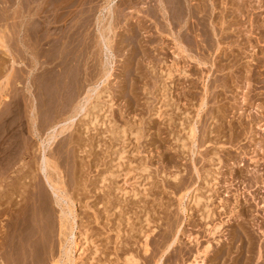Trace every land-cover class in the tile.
Listing matches in <instances>:
<instances>
[{"label": "rangeland", "instance_id": "1", "mask_svg": "<svg viewBox=\"0 0 264 264\" xmlns=\"http://www.w3.org/2000/svg\"><path fill=\"white\" fill-rule=\"evenodd\" d=\"M81 1L0 0V101L22 152L0 153V181L37 192L15 206L30 224L0 204V264H264V0H166L177 23L158 0Z\"/></svg>", "mask_w": 264, "mask_h": 264}, {"label": "bare ground", "instance_id": "2", "mask_svg": "<svg viewBox=\"0 0 264 264\" xmlns=\"http://www.w3.org/2000/svg\"><path fill=\"white\" fill-rule=\"evenodd\" d=\"M82 1H83V0H82ZM82 1H81V2H82ZM169 1H170V0H169ZM171 1H172V0H171ZM171 1H170V3H171ZM177 1L179 2V0H177ZM183 1H184V0H183ZM183 1H181V3H183ZM185 1H186V0H185ZM187 1H188V0H187ZM189 1H190V0H189ZM189 1H188V2H189ZM157 2H158L157 4H158V6H159V9H157L158 6H157L156 9H157V11L160 10V11H158V14L160 15V14H161L160 12H162L161 15H166V13H168V12H167V11H168L167 6H169V4H167V6H166V4H165L166 0H165V1H163V0H158ZM167 2H168V1H167ZM167 2H166V3H167ZM155 3H156V2H155ZM168 3H169V2H168ZM186 3H187V2H186ZM201 3H202V2H201ZM187 4H188V3H187ZM67 5H68V4H67ZM121 5H122V4H121ZM172 5H175V0H174V3H173V1H172ZM172 5H171V6H172ZM179 5L182 6V4H180V3H179ZM188 5H189V4H188ZM107 6H108V5H107ZM181 6H180V8L182 9ZM184 6H185V5H184ZM186 6H187V5H186ZM121 7H122V6H121ZM176 7H177V6H176ZM188 7H189V6H188ZM190 7H191V6H190ZM194 7H195V6H194ZM148 8H150V7H147V9H148ZM169 8H170V7H169ZM171 8H172V7H171ZM180 8L178 7V9H176V8L174 9V7H173V10H172V9H169V10H170L169 12H172V11H174V10H180ZM147 9H146V11H147ZM156 9H155V12H156ZM185 9H186V8H185ZM188 9H190V8H188ZM195 9L198 10L197 7H196ZM195 9H194V10H195ZM199 9H200V8H199ZM107 10H108V9H107ZM112 10H113V9H112ZM152 10H153V9H152ZM183 10H184V9H183ZM186 10H187V9H186ZM196 10H195V11H196ZM108 11H109V10H108ZM119 11H120V10H119ZM146 11H145V12H146ZM149 11L151 12V9H149ZM153 11H154V10H153ZM192 11H193V10H191V12H192ZM195 11H194V12H195ZM200 11H201V12H200ZM200 11H199L200 13L204 12L202 9H201ZM211 11H212V10H211ZM177 12H178V11H176V13H177ZM182 12H183V11H182ZM182 12H179L180 14H179V15H176L177 18H182V17H179V16H181V13H182ZM194 12H193V13H194ZM196 12H198V11H196ZM196 12H195L194 15H196V16H195L196 18H199V17H198V16H199V14H198L199 12L197 13L198 16H197ZM111 13H112V12H111ZM146 13L148 14L149 12H146ZM146 13H145V14H146ZM188 13H189V11H188ZM193 13H192V14H193ZM171 14H173V20H172V18H171V20L174 21V18L176 17V16L174 15L175 13L173 12V13H171ZM171 14H169V15L172 17ZM185 14H186V16H187V13H185ZM192 14H191V15H192ZM38 15H39V14H38ZM148 15H149V14H148ZM167 15H168V14H167ZM167 15H166V16H167ZM189 15H190V13H189ZM194 15H193V17H192V16H191V17L194 18ZM170 16H169V18H170ZM174 16H175V17H174ZM182 16H183V14H182ZM186 16H184V18H185ZM162 17H163V16H162ZM165 18H166V17H165ZM165 18H164V19H165ZM169 18H168V16H167L166 19H169ZM184 18H183V19H184ZM186 18H188V17H186ZM196 18H195V19H196ZM201 18H202V15H201ZM143 19H144V18H143ZM166 19H165V20H166ZM177 20H178V19H177ZM177 20H176V18H175V22H176V23H177ZM186 20H187V19H186ZM186 20L184 21V20H181V19H180V22H181V21L186 22ZM188 20H189V18H188ZM197 20H198V19H197ZM197 20H196V21H197ZM199 20H200V19H199ZM141 21H143V20H141ZM141 21H140L139 23H141V25L145 26V25H146V24H144L145 22H141ZM166 21H167V20H166ZM172 21H170V22H172ZM178 21H179V20H178ZM189 21H190V20H189ZM202 21H203V20H202ZM202 21H201V22H202ZM225 21H226V20H225ZM112 22H113V21H112ZM137 22H138V21H137ZM183 22H181V23L183 24ZM203 22H206V21H203ZM211 22H212V21H211ZM167 23L169 24V21H167ZM197 23H198V21H197ZM197 23H196V24H197ZM168 24H167V25H168ZM178 24H179V23H178ZM178 24H177V26L180 27V29H181V26H182V25L179 24V25H181V26H179ZM185 24H186V23H185ZM185 24H184V27L186 28L187 25L185 26ZM187 24H188V23H187ZM198 24H199V23H198ZM198 24H197V25H198ZM202 24H203V23H201V25H202ZM256 24H257V23H256ZM128 25H130V24H128ZM169 25H170V24H169ZM171 25H174V24L172 23ZM199 25H200V24H199ZM199 25H198V26H199ZM206 25H207V24H206ZM114 26H115V25H114ZM175 26H176V25H174V27H175ZM194 26H195V25H194ZM194 26H193V27H194ZM202 26H203L202 28L205 30L204 25H202ZM83 27H84V26H83ZM146 27H147V26H146ZM172 27H173V26H172ZM188 27H189V26H188ZM188 27H187V29H189ZM190 27H191V26H190ZM193 27H191V28H193ZM196 27H197V26H196ZM199 27H200V26H199ZM131 28H132V27H131ZM138 28H139V27H138ZM191 28H190V29H191ZM194 28H195V27H194ZM202 28H200V29H202ZM180 29H177L178 32H179ZM195 29H197V28H195ZM203 29H202V30H203ZM206 29H208V28H206ZM28 30H29V28H28ZM126 30L129 31V29H126ZM177 30H176V31H177ZM202 30H201V31H202ZM36 31H37V30H36ZM111 31H112V30H111ZM131 31H132V29H131ZM186 31H187V30H186ZM189 31H190V30H189ZM34 32H35V31H34ZM50 32H51V31H50ZM132 32H133V31H132ZM132 32H130L131 35H133ZM178 32H177V33H178ZM181 33H182V32H179L178 34H181ZM184 33H187V32H184ZM203 33H205V32H203ZM203 33H202V35L204 36ZM73 34H74V33H73ZM134 34H135V33H134ZM65 36H66V35H65ZM72 36H73V35H72ZM107 36H108V35H107ZM133 36H134V37H133ZM133 36H132V37H133V39H134V38H135V35H133ZM176 36H178V35H176ZM176 36L174 37V39L176 38ZM23 37H24V36H23ZM77 37H78V36H77ZM77 37L75 36L76 39H77ZM79 37H81V36H79ZM126 37H127V36H126ZM43 38H44V37H43ZM73 38H74V37H73ZM105 38H107V37H105ZM111 38H112V37H111ZM178 38H179V36H178ZM178 38H177V40H179ZM71 39H72V38H71ZM80 39H81V38H79V40H80ZM124 39H125V38H124ZM127 39H128V38H127ZM131 39H132V38H131ZM131 39L129 38L128 41H130ZM133 39H132L131 41H133ZM202 39H203V38H202ZM204 39H205V38H204ZM101 40H103V39H101ZM121 40H122V37H121ZM121 40H120V41H121ZM70 41H71V40H70ZM72 41H73V40H72ZM83 41H84V40H83ZM105 41H106V39H105ZM109 41H110V40H109ZM120 41H118V42H120ZM122 41H123V40H122ZM128 41H127V42H128ZM131 41H130V42H131ZM147 41H148V40H147ZM179 41H181V40H179ZM179 41H176V42L179 43ZM206 41H208V40H206ZM67 42H68V41H67ZM78 42H79V41H78ZM107 42H108V41H107ZM123 42H124V41H123ZM123 42H122V43H123ZM75 43H76V40H75ZM109 43H110V42H109ZM67 44L69 45V43H67ZM104 44H106V43L104 42ZM131 44H132V43H131ZM207 44H208V43H207ZM3 45H4V44H3ZM70 45H72V44L70 43ZM77 45H78V43H77ZM106 45H107V44H106ZM199 45H200V44H199ZM208 45H209V44H208ZM5 46H6V45H5ZM5 46H4V48H5ZM81 46H82V44H81ZM107 46H108V45H107ZM107 46H106V47H107ZM109 46H110V45H109ZM141 46H143V45H141ZM181 46H182V45H181ZM206 46H207V45H206ZM70 47L72 48V46H70ZM198 47H199V46H198ZM198 47H197V48H198ZM200 47H201V45H200ZM73 48H74V47H73ZM206 48H209V47H206ZM41 49H42V48H41ZM74 49H75V48H74ZM74 49H73V50H74ZM79 49H80V48H79ZM108 49H109V48H108ZM203 49H204V48H203ZM205 50H206V49H205ZM70 51H72V50H70ZM75 51H77V49H75L74 52H75ZM203 51H204V50H203ZM74 52H71L72 56H73ZM75 54H78V53L76 52ZM229 54H230V53H229ZM97 55H98V54H97ZM72 56H71V58H74L73 60H76L75 58H76V56H78V55H76L75 57H74V56L72 57ZM225 56H226V55H225ZM33 57H34V56H33ZM35 57H36V56H35ZM200 57H201V56H200ZM34 59H35V58H34ZM34 59H33V60H34ZM257 59H259V58H257ZM260 59H262V58H260ZM13 60H14V59H13ZM13 60H12V63L14 62ZM200 60H201V59H200ZM37 61H38V59H37ZM255 61H256V60H255ZM257 61H259V62H257V63H260V60H257ZM32 62H33V61H32ZM34 62H36V60H35ZM261 62H262V61H261ZM263 62H264V61H263ZM62 63H63V62H62ZM83 63H84V62H83ZM231 63H232V62H231ZM37 64H38V63H37ZM78 64H79V63H78ZM10 65H11V64H10ZM35 65H36V64H35ZM233 65H234V64H233ZM258 65H259V64H258ZM258 65H257V67H258ZM260 66H261V65H260ZM17 67H18V66H17ZM33 67H34V65H33ZM218 67H219V66H218ZM222 67H223V68H222V70H223V69H224V65H223ZM252 67H253V66H252ZM255 67H256V66H255ZM4 68H5V67H4ZM29 68H32V67H29ZM36 68H37V67H36ZM255 69H256V68H255ZM15 70H16V69H15ZM19 70H21V69H19ZM23 70H24V69H23ZM34 70H35V69H34ZM34 70H33V71H34ZM215 70H216V69H215ZM218 70H219V69H218ZM220 70H221V69H220ZM10 71H13V69H12V70L10 69ZM17 71H18V69H17L16 71H14V73L17 72ZM33 71H32V72H33ZM65 71H66V70H65ZM250 71H251V70H250ZM250 71H249V72H250ZM18 72H21V71H18ZM18 72H17V73H18ZM245 72H246V71H245ZM11 73H12V72H11ZM11 73H10V74H11ZM14 73H13L12 75H13V76H17V75H14ZM166 73H168V72L166 71ZM7 74H8V75H5V77L8 76V78H10V77H9V72H8ZM15 74H16V73H15ZM26 74H27V73H26ZM29 75H31V71L29 72ZM52 75H53V74H52ZM52 75H50V76H51V77H50L51 79H52V77H53ZM245 75H247L248 78L250 77V76H248L247 73H246ZM252 75H253V74H252ZM10 76H11V75H10ZM13 76H12V77H13ZM240 76H241V75H240ZM5 77H4V78H5ZM168 77H169V76H168ZM251 77H252V76H251ZM32 78H33V77H32ZM39 78H40V77H39ZM44 78H45V77H44ZM254 78H256V80H257L258 77H257V76H256V77L254 76ZM246 79H247V78H246ZM250 79H251V78H250ZM6 80H7V79L5 78V82H6ZM8 80H9V79H8ZM224 80H225V79H224ZM253 80H255V79H253ZM259 80H260V79H259ZM10 81H11V80H10ZM51 81H53V80H51ZM5 82H4L3 84H5ZM7 82H8V81H7ZM7 82H6L5 85H8V84L10 83V82H8V83H7ZM29 82H31V80H30ZM33 82H34V81H33ZM46 82H47V84H48V78H47V81H45V83H46ZM224 82H225V81H224ZM253 82H254V81H253ZM259 82H260V81H259ZM259 82H258V83H259ZM261 82H262V81H261ZM35 83H36V82H35ZM41 83H42V82H41ZM256 83H257V82H256ZM3 84H2V85H3ZM47 84H44V85H47ZM49 84H50V82H49ZM49 84L47 85L48 87H49ZM213 84H214V83H213ZM222 84H224L223 86H225V83H222ZM2 85L0 84V96L3 95V91H4V90H9L8 88L4 89L5 85H3L4 87H1ZM9 85H10V84H9ZM25 85H26V84H25ZM31 85H32V84H31ZM31 85L29 86V85H28V81H27V85H26V90H25V91H28V94H29V96H30L31 98H32V97H33V98H37L36 96H37L38 93H40V92H37L38 89H37V86H36V85H34V84H33L34 86H33V85L31 86ZM51 85H52V83H51ZM218 85H221V84H218ZM32 87H33V88H32ZM40 87H41V86H40ZM44 87H45V86H44ZM211 87H212L211 89H213V88H215L216 86H215V85H214V86L211 85ZM217 87H218V86H217ZM225 87H226V86H225ZM12 88H13V89H16V88H14V87H11V89H12ZM46 88H47V87L44 88L45 91H42V89H41V91H42V92H46ZM51 88H52V87H51ZM51 88H50V89H51ZM50 89H48V90H50ZM53 89H54V88H52V90H53ZM13 91L16 93L17 90H16V91H15V90H11V92H13ZM38 91H39V90H38ZM6 92H7V91H6ZM6 92L4 91L5 95H6ZM8 92H10V91H8ZM8 92H7V93H8ZM15 93H14V94L12 93L13 96H14V98H15ZM50 93H51V91H49V94H50ZM52 93H53V92H52ZM57 93H58V92H57ZM212 93H213V92H212ZM42 94H43V93H42ZM45 94H46V93H45ZM16 95H17V93H16ZM50 95H51V94H50ZM29 96H27V98H28ZM30 97H29V98H30ZM49 97H50V96H49ZM51 97H53V95H52ZM51 97H50V98H51ZM2 98H3V96H2ZM4 98H5V97H4ZM41 98H42V97H41ZM46 98H48L47 95H46ZM50 98H49V99H50ZM18 99H19V98H18ZM201 99H202V98H201ZM0 100H1V99H0ZM30 100H31V99H30ZM32 100H33V99H32ZM32 100H31V102H33ZM34 100H35V99H34ZM3 101H4V102H3ZM3 101H0V105L3 103V105L0 106V153H1V152L3 153V157H4V156L6 157V161H8L7 158H9V156H10V161H9V162H12V161H13V160L11 161V158H13L12 156H13L14 154H15V155H16V154H19V153L21 152V150H20V147L17 146V145H18V144H17L18 141L16 142V144H17L16 146H15V144H14L15 141H16V138H17L18 136H17V137L15 136V137H16V138H14L15 141L12 140V141H14V142H12V141L9 139L8 134L11 133V132H12V129H13V127H11V123H12V122H10V120H12V119L14 120L15 115H14V113H13L12 108H10L11 102L9 101V99L7 98V100L5 99V100H3ZM201 101H202V100H201ZM34 102H36V101H34ZM48 102H49V101H48ZM48 102H46V103H48ZM16 103H17V101H16ZM49 103H50V102H49ZM51 103H53V101H52ZM27 104H28V103H27ZM27 104H26V107L29 105V104H28V105H27ZM36 104H37V102H36ZM36 104H35V105H36ZM38 104H39V102H38ZM202 104H203V103H202ZM31 105H33V104L31 103ZM31 105H29L28 107L30 108ZM11 107H12V105H11ZM18 107H19V105H18ZM47 107H48V106H47ZM29 108H28V110H29ZM32 108H33V110L36 108V109H35L36 112H35V111H34V112L36 113V116H37V111H38L37 108H38V107H35V106L33 105V107L30 108L31 111H32ZM39 108H40V107H39ZM50 108H51V107H50ZM13 109H14V108H13ZM15 109H16V108H15ZM19 109H21V108H19ZM22 109H23V108H22ZM16 111H17V110H16ZM16 111L14 110V112H16ZM20 111H22V110H18V114L21 113ZM25 111H26V109H25ZM29 111H30V110H29ZM101 111H102V110H101ZM19 112H20V113H19ZM27 112H28V111H27ZM38 113H39V112H38ZM208 113H209V112H208ZM9 114H10V115H9ZM11 114H12V115H11ZM21 114H22V113H21ZM29 114H31V113L29 112ZM22 115H23V114H22ZM38 115H39V114H38ZM20 116H21V115H20ZM36 116H34V118H35ZM31 117H32V114H31ZM37 117H38V116H37ZM220 117H221V116H220ZM20 118H21V117H20ZM32 118H33V117H32ZM32 118H30V119L32 120ZM34 118H33V120H35ZM15 119H16V118H15ZM17 119H18V118H17ZM219 119H220V118H219ZM33 120H32V121H33ZM36 120H37V119H36ZM17 121H18V120H17ZM32 121H31V122H32ZM48 121H49V120H48ZM93 121H94V120H93ZM13 122H14V121H13ZM34 122H35V121H33V125H34ZM87 123H88V122H87ZM12 124H14V123H12ZM16 125H18V124H16ZM35 126H36V125H35ZM19 127H20V126H19ZM32 127H33V126H32ZM48 127H49V126H48ZM51 127H52V126H51ZM51 127H50V128H51ZM37 129H38V128H35V130H37ZM35 130H34V131H35ZM192 130H193V129H192ZM38 131H39V130H38ZM50 131H51V130H50ZM60 132H61V131H60ZM13 133H15V132H13ZM35 133H36V131H35ZM16 134H17V133H16ZM36 134H37V133H36ZM54 135H55V134H54ZM54 135H52V136L55 137ZM13 137H14V135H13ZM13 137H10V138H13ZM19 137H20V136H19ZM49 137H50V136H49ZM51 138H52V137H51ZM20 139H21V138H20ZM48 140H49V139H48ZM51 140H52V139H51ZM53 140H54V139H53ZM51 143H52V142H51ZM48 145H49V143H48ZM50 145H51V144H50ZM50 145H49V146H50ZM21 146H22V145H21ZM32 146H33V145H32ZM15 147H16V148H15ZM17 147H19V150H20L19 153H18V151H16V150H17ZM22 151H23V150H22ZM15 152H17V153H15ZM44 153H45V151H44ZM21 154H22V152H21ZM21 154H20V155H21ZM24 155H25V154H24ZM34 155H35V154H34ZM1 156H2V155H1ZM17 157H18V155H17ZM17 157H14V160H15V158H16V160L18 159V161H21V160H20V156H19L18 158H17ZM21 157H23V155H22ZM44 157H45V156H44ZM46 158H47V155H46ZM0 159L3 160L2 157H0ZM4 159H5V158H4ZM44 159H45V158H43L42 161H43ZM46 160H47V159H46ZM3 161H4V160H3ZM6 161H4V162H6ZM49 161H50V160H49ZM4 162H2V161L0 162V163H2V166H3ZM13 162H14V161H13ZM13 162H12V163H13ZM45 162H46V161L44 160V163H45ZM214 162H215V161H214ZM12 163H11V164H12ZM47 163H48V160H47V162H46V165H47ZM6 164H7V162H6ZM8 164H10V163H8ZM8 164H7V165H8ZM16 164H18V163H16ZM16 164H15V162H14V166H15ZM19 165H20V164H19ZM21 165H22V164H21ZM48 165H50V164H48ZM48 165H47V166H48ZM11 166L13 167V165H10L9 167H11ZM26 166H27V165H26ZM43 166H45V165H43ZM12 167L10 168V170L12 169ZM0 168H1V165H0ZM24 168H28V167H24ZM29 168L31 169V167H29ZM5 169H6V168H5ZM13 169H15V167H14ZM43 169H45V168L43 167ZM47 169H48V168H47ZM3 170H4V169H3ZM8 170H9V168L7 169V171H8ZM28 170H29V169H27V170L25 169V171H28ZM16 171H17V175H16V177H18L17 179H20V178L23 179L24 175H26L27 178L29 177L28 175H29L30 171H28L29 173L26 172L28 175L25 174V171H24L23 167L21 168V166H20V168L17 167ZM32 171H33V170H32ZM44 171H46V170H44ZM5 172H6V171H5ZM33 172H34V171H33ZM9 173H10V172H9ZM14 173L16 174L15 170H14ZM31 173H32V172H31ZM35 173H36V172H34V174H35ZM46 173H47V172H46ZM50 173H51V172H49V175H48V176L46 175V177H49L48 179H50V177H51ZM11 174H12V173H11ZM44 174H45V173H44ZM3 175H4V174H3ZM6 175H9V174L7 173ZM13 175H14V174H13ZM53 175H54V174H53ZM31 176H32V175H31ZM37 176H38V174L35 175V177H37ZM172 176H173V175H172ZM3 177H4V176H3ZM12 177H13V176H12ZM14 177H15V175H14ZM14 177H13V178H14ZM32 177H34V176H32ZM54 177H55V176H54ZM0 178H2V177H0ZM4 178H5V177H4ZM7 178H8V177H7ZM7 178H6L5 180H6V182H8V186L11 188V186H14V184L10 186V182H9V180H7ZM24 178H25V177H24ZM17 179H16V181H17ZM25 179H26V178H25ZM25 179H23V180H25ZM36 179H37V178H36ZM36 179L34 178V180H36ZM54 179H55V178H54ZM214 179H215V178H214ZM11 180H12V179H11ZM11 180H10V181H11ZM31 180H33V179L31 178ZM51 180H52V179H51ZM14 181H15V180H14ZM18 181H21V179L18 180ZM46 181H47V179H46ZM52 181H53V183H54V180H52ZM0 182H1V181H0ZM2 182L4 183V180H3ZM2 182H1V183H2ZM6 182H5V183H6ZM28 182H29V181H28ZM35 182H36V181H35ZM5 183H4V185H5ZM12 183H14V182H12ZM12 183H11V184H12ZM16 183H17V182H16ZM16 183H15V186H18V185H16ZM19 183H21V182H19ZM23 183H24V186H25L27 182H26V181H25V182L23 181ZM23 183H22V185H23ZM31 183H34V182H31ZM36 183H37V182H36ZM47 183H48V182H47ZM55 183H56V182H55ZM34 184H35V183H34ZM34 184H32V185H34ZM59 184H60V183H59ZM6 185H7V183H6ZM19 185H21V184H19ZM22 185H21V186H22ZM35 185H36V184H35ZM35 185H34V186H35ZM15 186H14V187H15ZM28 186H30V185H28ZM28 186H27V187H28ZM51 186H52V185H51ZM9 187H8V188H9ZM27 187H26V188H27ZM36 187H37V186H36ZM3 188H5V187H3L2 184H0V204H2V203L4 204V203H5L4 205H6V206H5L4 208H3V207H2V208H3V209H6L5 211L8 210L7 212L11 213V214H8V215H10L11 218H12L11 215H12L13 211L16 212L18 206L21 207V206H20V204H21L20 202H21V201L23 202L25 199H26L27 201L31 200L29 196H31L32 193L36 192L34 189H33V190H34V192H33V190L31 189V188H33V187H30V189L27 188L26 191H27V190H31V192L29 191V192L31 193V195H27V193H29V192H27L26 194H24V192H26V191L22 190L21 187L18 186V187H15V188H16L17 190H19V193L17 192V194H15L16 197H14L15 195L12 197V195L14 194L15 191L10 190V188H9L10 191H8V190L6 189V190L8 191V192H7V191L4 190ZM6 188H7V187H6ZM15 188H13V189L16 190ZM22 188H24V187L22 186ZM52 188H55V187L52 186ZM56 189H58V188H56ZM17 190H16V191H17ZM55 191H57V190H55ZM38 192H39V191H38ZM58 192H59V191H58ZM15 193H16V192H15ZM36 193H37V192H36ZM55 193H56V192H55ZM193 194H194V193H193ZM34 195H35V193H34ZM33 197H35V196H33ZM193 197H194V199H193V203H194V206H196L195 204H198V203H199V201H200V197L197 196L196 194H195ZM23 198H25V199L23 200ZM31 198H32V196H31ZM37 198H38V195H37ZM37 198H35L34 201L32 200V203H33V205H34L33 208H35V206H36V209L39 210V209H40V207H39L40 204H39L38 199H39L40 197H39L38 199H37ZM32 199H33V198H32ZM41 199H42V201H43L42 196H41ZM41 199H40V200H41ZM45 199H46V198H45ZM45 199H44V200H45ZM27 201H25V202H26V203H29V202H27ZM37 201H38V203L36 204ZM42 201H40V202H42ZM25 202H23V203H25ZM44 202H46V201H44ZM17 205H18V206H17ZM1 206H2V205H1ZM15 206H16L17 208H16ZM30 206H32V204H31ZM13 207L16 208V209H14ZM23 207H24V206H23ZM23 207H21V209H22ZM25 207H26V206H25ZM38 207H39V209H38ZM41 207H47V206L45 205V203H44V205L42 206V203H41ZM204 207H205V206H204ZM31 208H32V207H31ZM207 208H208V207H207ZM3 209H0V210H3ZM21 209L19 208V210H18L19 213L16 212V213H18V215H19L18 217L21 216L20 218L17 217L16 220L18 219V221H19V220L21 219V221H22V220L24 221V220L26 219V223H27V219L29 218L28 215H27V213H26L27 211L23 209L24 211L21 212ZM28 209H29V208H28ZM36 209H33V210H34V213H33V214H36V215H37V213H39V212L35 213V212H36V211H35ZM42 209H44V208H42ZM204 209H205V208H204ZM29 210H30V209H29ZM29 210H28V211H29ZM33 210L31 209L30 212H33ZM45 210H46V209H45ZM205 210H206V209H205ZM5 211H4V212H5ZM39 211H40V210H39ZM41 211H42V210H41ZM206 211H209V208H208V210H206ZM212 211H213V210H212ZM15 212H14V213H15ZM20 212H21V213H20ZM42 212H43V211H42ZM43 213H45V211H44ZM62 213H63V212H62ZM209 213H210V212H208L207 216H209ZM6 214H7V213H6ZM6 214H4V215H6ZM29 214H32V213H29ZM13 215H14V216H13V218H14L16 214H13ZM26 215H27V217H26ZM46 215H47V214H46ZM46 215H45V217H46ZM16 216H17V215H16ZM65 216H66V215H65ZM204 216H205V214H204ZM204 216H203V217H204ZM6 217H7V216H6ZM10 217L8 216L7 218L9 219ZM13 218L11 219V222L15 220V219L13 220ZM31 218H32V217H31ZM33 218H34V216H33ZM35 218H36V216H35ZM37 218H38V217H37ZM37 218H36V219H37ZM207 218H208V217H205V219H207ZM209 218H210V217H209ZM29 219H30V218H29ZM29 219H28V220H29ZM16 220L14 221L15 224H16ZM34 220H35V219H34ZM40 220H41V217H40ZM52 220H53V219H52ZM23 221H22V223H23ZM31 221H33V219H32ZM37 221H38V219H37ZM37 221H36V222H37ZM63 221H64V220H63ZM17 223H18V222H17ZM24 223H25V222H24ZM24 223H23V224H24ZM40 223H41V221H40ZM18 224L21 226V222L18 223ZM18 224H16V225H18ZM29 224H30V220H29ZM29 224H28V225H27V224L25 225L26 228H27V231L31 229V228L29 229L28 227H32V228H33V231H34V226H31V225L29 226ZM239 224H240V223H239ZM4 225H5V224H4ZM32 225H33V223H32ZM34 225H35V224H34ZM40 225H41V224H40ZM42 225H43V224H42ZM20 226H19V227H20ZM25 226H24V228H25ZM27 226H28V227H27ZM215 226H216V225H215ZM215 226H214L213 228L211 227V228H212V230H211L212 235L215 234L214 232L217 231V229H218V227H219V225L216 226V227H215ZM241 226H242V225H241ZM19 227H17V228H19ZM38 227H39V226H38ZM38 227L36 226V228H38ZM11 228H13V226H12ZM17 228H16V229H17ZM20 228H21V227H20ZM24 228H23V229H24ZM26 228H25V232H26ZM39 228H41V227H39ZM39 228H38V231H40ZM240 228H241V227H240ZM14 229H15V227H14ZM21 229H22V228H21ZM21 229H20V231L17 229V230H18V233L20 232V234H21V232H23V231H21ZM4 230H5V229H4ZM17 230H15V231H17ZM12 231H13V230H12ZM35 231H36V230H35ZM38 231H37V232H38ZM2 232H3V231H2ZM7 232H8V230H7ZM7 232H6V233H7ZM10 232H11V231H9V233H10ZM13 232H14V231H13ZM13 232H12V233H13ZM28 232H29V231H28ZM31 232H32V231H31ZM37 232H36V233H37ZM39 233H40V232H39ZM41 233H42V232H41ZM62 233H63V232H62ZM217 233H218V232H217ZM10 234H11V233H10ZM20 234H19V235H20ZM27 234H28V233H27ZM34 234H35V233H34ZM12 235H13V234H12ZM15 235H18V234H15ZM28 235H29V234H28ZM30 235H31V234H30ZM35 235H36V234H35ZM32 236H33V235H32ZM147 236H148V235H147ZM10 237H11V235H10ZM26 237H27V235H25V238H26ZM29 237H30V236H29ZM29 237H28V238H29ZM37 237H38V236H37ZM42 237H43V236H42ZM238 237H239V236H238ZM13 238H14V237H12V239H13ZM20 238H23V236L20 237ZM30 238L32 239L33 237H30ZM31 239H30V240H31ZM38 239H39V238H38ZM145 239H146V238H145ZM174 239H175V238H174ZM174 239H173V240H174ZM10 240H11V239H10ZM15 240H16V239H15ZM23 240L27 241V238H26V239H22V243L20 242L21 240L18 241V239H17L16 241H18L17 243L20 242L21 244H23V243H24ZM28 240H29V239H28ZM30 242H31V241H30ZM32 242H33V241H32ZM40 242H41V241H40ZM146 242H147V241H146ZM146 242H145V243H146ZM173 242H174V241H173ZM12 243L14 244V241H12ZM36 243H37V242H36ZM15 244H16V242H15ZM26 244H27V243H26ZM148 244H149V243H148ZM172 244H173V243H172ZM11 245H12V244H11ZM169 245H170V244H169ZM6 246H7V245H6ZM12 246H13V245H12ZM14 246H15V245H14ZM14 246H13V247H14ZM31 246H32V245H31ZM146 246H147V245H146ZM209 246H210V245H209V243H208L205 247H209ZM4 247H5V246H4ZM15 247H16V246H15ZM2 248H3V246H2ZM167 248H168V247H167ZM4 249H5V248H4ZM144 249H146V247H145ZM206 249H207V248H206ZM0 250L3 251V249H0ZM5 250H6V249H5ZM14 250H15V249H14ZM27 250H28V249H27ZM203 250H204V248H203ZM12 251H13V250H12ZM12 251H11V252H12ZM204 251H206V250H204ZM199 252H200V251H199ZM2 253H3V252H2ZM13 253H14V252H13ZM7 254H8V253H7ZM14 257H15V256H14ZM20 257H21V256H20ZM28 257H29V256H28ZM198 257H199V256H198ZM126 260H127V263H126V264H137V263H136V260L133 259V257H129V256H128V258H127ZM197 260H198V259H197ZM197 260L195 259V260H194V263H192V262H191V263H192V264H196V263H198ZM15 261H16V260H15ZM25 261H26V260H25ZM58 261H59V260H58ZM54 262H55V261H54ZM56 262H57V261H56ZM56 262H55V263H56ZM30 263H31V262H30Z\"/></svg>", "mask_w": 264, "mask_h": 264}]
</instances>
